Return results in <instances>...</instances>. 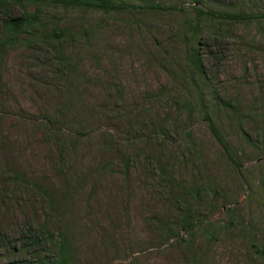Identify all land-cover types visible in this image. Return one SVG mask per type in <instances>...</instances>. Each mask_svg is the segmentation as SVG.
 Returning <instances> with one entry per match:
<instances>
[{
    "label": "rangeland",
    "instance_id": "1",
    "mask_svg": "<svg viewBox=\"0 0 264 264\" xmlns=\"http://www.w3.org/2000/svg\"><path fill=\"white\" fill-rule=\"evenodd\" d=\"M130 1L161 9H48L47 31L69 37L1 54L0 264H52L55 243L38 256L18 240L46 222L54 233L69 223L73 264H264V0H198L254 18L201 32L198 87L180 37L192 2ZM7 14L22 10L0 7V26ZM9 169L65 212L6 179ZM185 209L192 231L182 227Z\"/></svg>",
    "mask_w": 264,
    "mask_h": 264
},
{
    "label": "trees",
    "instance_id": "2",
    "mask_svg": "<svg viewBox=\"0 0 264 264\" xmlns=\"http://www.w3.org/2000/svg\"><path fill=\"white\" fill-rule=\"evenodd\" d=\"M192 6L190 7L191 13L188 14L183 23L182 32L180 34L181 42L186 49V67L188 73H186L191 80L190 85L198 87L205 80L206 72L203 64V54L200 52L199 35L204 29L214 28L213 25H209L210 22L222 23L229 21L232 23H246L252 22L253 17L246 14L233 13V14H219L213 10L204 9L199 6L198 0H190ZM195 3V4H194ZM197 4V5H196ZM10 6L17 7L22 10V14L18 16H10L2 20L0 26V63L1 54L7 46H14L18 42L30 47L34 44H40V46L50 45V41H61L69 37L70 32L67 28L52 29L47 31L45 22L43 21L41 14L43 11L48 9L58 10H76L79 12L86 13H125L130 14L132 12H139L140 9L146 8L149 11L156 12L160 11V7L157 5L147 4H136L130 0H0V7L5 11ZM29 6H33L34 10L30 12ZM169 10V9H167ZM253 18V19H252ZM62 56L58 55L57 59L62 60ZM195 79L197 81L195 82ZM204 85V84H203ZM4 89L0 78V97ZM198 100L200 94H197ZM228 107H232L230 103L226 104ZM205 118L207 128L211 133L212 137L221 147L225 154H229V146L223 137V134L218 130L215 123L208 116L207 111L203 114ZM6 179H11L14 184L24 185L27 187L34 188L39 191L43 197L48 208L51 210L53 207L54 212L57 211L65 212L63 204L57 203V197L54 194L48 193L42 188V186L34 181H29L23 171L21 170H8ZM160 174L164 177V184L166 186V175L164 168H161ZM56 205V206H55ZM57 206H61L57 207ZM229 214V210H227ZM188 209L184 210L182 220V227L187 231H192L193 225L191 224L188 216ZM69 223H63L56 232H52L47 227V222L42 225L38 230L29 231L27 237L22 232L18 240L21 242V250L26 254L35 253L38 256L42 255V251L45 250V246L53 242L55 255L53 257L52 264H73V244L71 233L68 232ZM256 253L264 259V249L256 250ZM39 260L46 264L49 263L50 259L41 257Z\"/></svg>",
    "mask_w": 264,
    "mask_h": 264
}]
</instances>
